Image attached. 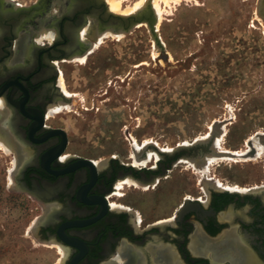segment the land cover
Here are the masks:
<instances>
[{"label": "flooded vegetation", "instance_id": "obj_1", "mask_svg": "<svg viewBox=\"0 0 264 264\" xmlns=\"http://www.w3.org/2000/svg\"><path fill=\"white\" fill-rule=\"evenodd\" d=\"M107 11L0 0V143H11L14 189L41 211L32 234L64 249L62 264H264V166L255 180L216 177L192 163L214 153L197 139L97 160L71 147L55 115L72 97L61 68L90 54L82 32Z\"/></svg>", "mask_w": 264, "mask_h": 264}, {"label": "rangeland", "instance_id": "obj_2", "mask_svg": "<svg viewBox=\"0 0 264 264\" xmlns=\"http://www.w3.org/2000/svg\"><path fill=\"white\" fill-rule=\"evenodd\" d=\"M136 1L121 0V7ZM258 2H160L161 44L145 25L127 35L105 31L103 42L90 39V54L66 60L60 73L62 89L72 97L55 115L65 120L71 147L97 160L135 148L139 153L149 146L205 141L220 126L217 139L227 154L198 169L216 177L261 178L264 20ZM14 164L0 143V264H62L66 251L47 247L32 234L41 211L32 212L37 204L14 189Z\"/></svg>", "mask_w": 264, "mask_h": 264}, {"label": "water", "instance_id": "obj_3", "mask_svg": "<svg viewBox=\"0 0 264 264\" xmlns=\"http://www.w3.org/2000/svg\"><path fill=\"white\" fill-rule=\"evenodd\" d=\"M3 1V0H1ZM73 3H81L83 6L89 5L93 0H69ZM99 4H102L107 8V4L103 0H96ZM257 13L259 17L264 20V0H259L257 6ZM99 29L98 32L102 33L105 31H111L114 34H124L127 35L133 29L138 28L139 26H147L150 33L153 36V39L156 43L161 44L160 37L158 35L157 24L158 17L155 13L154 7L151 3H149L144 9L138 11L135 14L128 16H120L113 14L109 11L106 12L105 16L99 15L98 17ZM84 47H89V45H85ZM71 58V57H69ZM219 126L214 127V130L211 131L210 137L208 140H201L193 143V145H207L211 141H215L216 135L219 134ZM213 152V145L211 148Z\"/></svg>", "mask_w": 264, "mask_h": 264}, {"label": "bare ground", "instance_id": "obj_4", "mask_svg": "<svg viewBox=\"0 0 264 264\" xmlns=\"http://www.w3.org/2000/svg\"><path fill=\"white\" fill-rule=\"evenodd\" d=\"M171 1H175L176 3L177 2H180L181 0H137L136 3H134V5L132 7H127L125 10L122 9V2L121 0H106L107 2V5H108V8H109V11L113 14H116V15H120V16H128V15H132V14H135L137 13L138 11H141L142 9H144L149 3H153V6H154V10L156 11V14L157 16L161 19V16L163 14V8L160 6V2H163L166 5H169ZM179 4V3H178ZM170 6V5H169ZM168 6V7H169ZM164 7V6H163ZM169 9V8H168ZM166 13V12H165ZM1 14V13H0ZM167 14V13H166ZM159 21V19H158ZM87 29V28H86ZM95 25H92L91 28H89L88 30L84 31L82 33V39L83 40H89V39H93L94 41L96 40H99L101 41L102 39V36L106 35L104 32V34H100L99 36L96 35V32H95ZM110 32V31H109ZM111 33V32H110ZM52 35V34H51ZM97 37V38H96ZM111 38V37H110ZM97 42V41H96ZM94 42V43H96ZM103 42V41H101ZM81 59H84V56H79ZM63 84V83H62ZM61 84V85H62ZM68 94V93H67ZM219 134L216 135L215 137V144H214V153L210 154L208 158H206L204 160V162L200 164H196L194 162H192L193 164H195V166L197 167H207L208 163H210L211 160L215 159V157L217 156H224L227 154V152L225 151H222L220 150L221 147H219V139H217V137H219L220 135V126H219ZM7 135L4 134V137H6ZM3 139V138H2ZM7 139V137H6ZM217 139V140H216ZM6 141H8L9 143L8 146L5 145V143H2V146L6 149L9 148V146L11 147V144L10 141L7 139ZM2 142V141H1ZM225 150V149H224ZM209 168V167H208ZM64 250V249H63ZM66 254V253H65Z\"/></svg>", "mask_w": 264, "mask_h": 264}]
</instances>
